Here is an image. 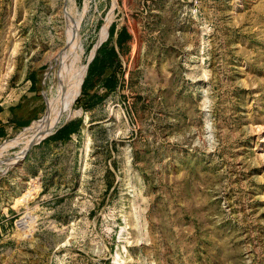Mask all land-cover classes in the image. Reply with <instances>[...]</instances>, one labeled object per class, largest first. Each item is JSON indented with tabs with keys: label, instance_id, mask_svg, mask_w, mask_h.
<instances>
[{
	"label": "rangeland",
	"instance_id": "374dc122",
	"mask_svg": "<svg viewBox=\"0 0 264 264\" xmlns=\"http://www.w3.org/2000/svg\"><path fill=\"white\" fill-rule=\"evenodd\" d=\"M65 54L70 117L0 164V264H264V0H0V103L30 119L0 148Z\"/></svg>",
	"mask_w": 264,
	"mask_h": 264
},
{
	"label": "bare ground",
	"instance_id": "6f19581e",
	"mask_svg": "<svg viewBox=\"0 0 264 264\" xmlns=\"http://www.w3.org/2000/svg\"><path fill=\"white\" fill-rule=\"evenodd\" d=\"M108 29H109V24H107L105 27V33L108 31ZM63 62L66 65L65 78L62 80L60 84V90L53 98L52 105L50 107L48 115L42 120L35 122L31 127H29L24 133H22L18 138L13 140L11 143L0 148V164L4 162L5 154L9 152L11 149H16V148H19L18 149L19 151L16 152L15 158L13 160L9 159L10 161H7V163L11 167L18 165L19 163L21 164L20 161L26 157V155L34 147V145L39 144L41 140L53 134L56 131V129L59 127L60 123L67 120L70 117L74 103L80 94L82 83L83 80L85 79L88 68H85L81 74H75L72 66V60L71 59L69 60L68 55L66 54L65 56L63 55Z\"/></svg>",
	"mask_w": 264,
	"mask_h": 264
},
{
	"label": "crops",
	"instance_id": "0c3cea01",
	"mask_svg": "<svg viewBox=\"0 0 264 264\" xmlns=\"http://www.w3.org/2000/svg\"><path fill=\"white\" fill-rule=\"evenodd\" d=\"M34 76H31L28 81L31 82L30 90L34 92V88L37 85ZM30 93H27V97ZM25 100V99H24ZM24 101L13 104L0 103V140L8 137L16 128H22L29 124V120L25 115L18 114L22 109L21 105Z\"/></svg>",
	"mask_w": 264,
	"mask_h": 264
},
{
	"label": "trees",
	"instance_id": "16d2710c",
	"mask_svg": "<svg viewBox=\"0 0 264 264\" xmlns=\"http://www.w3.org/2000/svg\"><path fill=\"white\" fill-rule=\"evenodd\" d=\"M109 57L113 58L115 57V55L113 53H109L107 54ZM116 75L112 74L110 75L107 79H105L104 81V85L106 86V88L108 89V91H111L115 88L116 85Z\"/></svg>",
	"mask_w": 264,
	"mask_h": 264
},
{
	"label": "water",
	"instance_id": "95a60500",
	"mask_svg": "<svg viewBox=\"0 0 264 264\" xmlns=\"http://www.w3.org/2000/svg\"><path fill=\"white\" fill-rule=\"evenodd\" d=\"M98 47H99V46H98ZM54 133H55V132H54ZM54 133H53V134H54ZM51 135H52V134H51ZM51 135H49V136H51ZM49 136H48V137H49ZM48 137H46V138H48ZM46 138H44L43 140H45ZM43 140H42V141H43ZM42 141H40V142H42Z\"/></svg>",
	"mask_w": 264,
	"mask_h": 264
}]
</instances>
